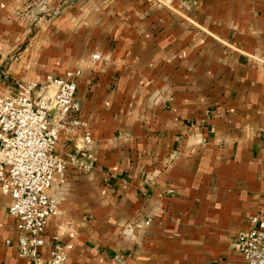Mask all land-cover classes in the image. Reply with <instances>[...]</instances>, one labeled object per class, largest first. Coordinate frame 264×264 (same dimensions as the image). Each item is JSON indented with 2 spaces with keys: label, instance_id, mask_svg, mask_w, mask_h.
<instances>
[{
  "label": "crops",
  "instance_id": "0c3cea01",
  "mask_svg": "<svg viewBox=\"0 0 264 264\" xmlns=\"http://www.w3.org/2000/svg\"><path fill=\"white\" fill-rule=\"evenodd\" d=\"M69 70L80 124L56 152L89 132L95 160L52 186L40 257L240 262L234 241L264 213V0H0V91L38 100ZM11 203L0 188V264H30Z\"/></svg>",
  "mask_w": 264,
  "mask_h": 264
},
{
  "label": "built area",
  "instance_id": "2783aa9c",
  "mask_svg": "<svg viewBox=\"0 0 264 264\" xmlns=\"http://www.w3.org/2000/svg\"><path fill=\"white\" fill-rule=\"evenodd\" d=\"M99 57V53L93 54L94 60ZM80 74L81 70H69L62 77L47 75L48 84L56 85L57 90L52 95L41 94L38 100L25 89L15 94L0 91V188L12 198L9 212L17 219L18 253L30 264H67V253L59 244L48 256L40 257L45 229L59 211L50 190L56 181H64L69 166L85 172L93 169L89 132L75 152L65 157L56 152L61 131L73 134L80 124L75 118L81 109L76 97ZM250 223L234 241L241 261L224 264H264V213L251 216Z\"/></svg>",
  "mask_w": 264,
  "mask_h": 264
},
{
  "label": "water",
  "instance_id": "95a60500",
  "mask_svg": "<svg viewBox=\"0 0 264 264\" xmlns=\"http://www.w3.org/2000/svg\"><path fill=\"white\" fill-rule=\"evenodd\" d=\"M51 113L53 114V111Z\"/></svg>",
  "mask_w": 264,
  "mask_h": 264
}]
</instances>
